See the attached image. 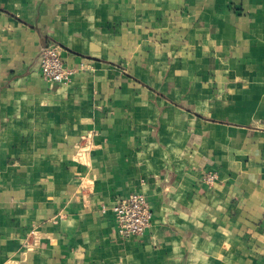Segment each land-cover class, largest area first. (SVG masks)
<instances>
[{"label": "crops", "instance_id": "0c3cea01", "mask_svg": "<svg viewBox=\"0 0 264 264\" xmlns=\"http://www.w3.org/2000/svg\"><path fill=\"white\" fill-rule=\"evenodd\" d=\"M0 264H264V0H0Z\"/></svg>", "mask_w": 264, "mask_h": 264}, {"label": "built area", "instance_id": "2783aa9c", "mask_svg": "<svg viewBox=\"0 0 264 264\" xmlns=\"http://www.w3.org/2000/svg\"><path fill=\"white\" fill-rule=\"evenodd\" d=\"M39 72L41 78L50 84L67 85L75 70L64 65L61 47L57 44H47L42 47ZM215 171H204L200 182L206 187H212L217 181ZM117 235L123 240L140 237L150 227L152 211L145 197L139 193H130L118 198L112 205Z\"/></svg>", "mask_w": 264, "mask_h": 264}]
</instances>
